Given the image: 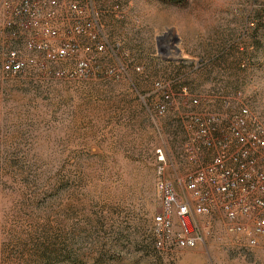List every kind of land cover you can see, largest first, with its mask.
I'll return each mask as SVG.
<instances>
[{"label":"rangeland","instance_id":"rangeland-1","mask_svg":"<svg viewBox=\"0 0 264 264\" xmlns=\"http://www.w3.org/2000/svg\"><path fill=\"white\" fill-rule=\"evenodd\" d=\"M98 4L110 44L102 64L123 65L120 81L33 67L8 77L1 63L11 46L42 55L0 35V264H264V238L239 242L220 212L198 216L211 233L195 249H158L152 231L162 210L157 148L175 166L168 175L182 179L188 150L210 160L200 137L213 130L204 122L230 125L243 106L264 122V0ZM207 40L220 43L209 55ZM82 45L83 56H97ZM158 82L173 99L164 114Z\"/></svg>","mask_w":264,"mask_h":264},{"label":"built area","instance_id":"built-area-1","mask_svg":"<svg viewBox=\"0 0 264 264\" xmlns=\"http://www.w3.org/2000/svg\"><path fill=\"white\" fill-rule=\"evenodd\" d=\"M2 9L6 17L0 27L1 37L22 45L28 53L42 55L37 59L11 46L1 63L8 77L23 75L33 67L39 75L70 80H89L103 74L115 81L123 79V65L106 68L102 64L101 57L108 53L110 44L100 24L98 0H4ZM114 9L119 11L120 6ZM83 41L97 56H83ZM64 63L73 65L55 69ZM136 70L140 72L141 68ZM156 87L163 99L158 111L164 114L173 104L172 95L165 84L158 82ZM232 122H204L210 133L213 130L208 137L207 129H203L200 137L202 147L211 152L210 160L188 150L182 179L174 180L168 175L175 166L168 167L170 156L165 148L155 150L156 186L162 209L153 218L156 248H197L211 233L198 216L215 212L223 214L226 232L239 242L244 237L247 245L254 246L258 238H264V122L248 106L241 107ZM257 155L262 157L261 165ZM178 186L187 192L183 198Z\"/></svg>","mask_w":264,"mask_h":264},{"label":"crops","instance_id":"crops-1","mask_svg":"<svg viewBox=\"0 0 264 264\" xmlns=\"http://www.w3.org/2000/svg\"><path fill=\"white\" fill-rule=\"evenodd\" d=\"M220 43L219 42H217V43H215L214 41H211V40H207L205 43H204V45L206 46L205 47V49H203V52H205V54L206 55H209L210 54V52H212V53H214V52H216V50H214V49H217V47H218V45H219ZM184 54H183V56L184 57H186V58H188V57H190V54L188 53V52H186L185 50H184V52H183ZM213 58L215 59V58H218V54H216V55H214L213 56ZM222 65H217V66H215V70L216 71H221V72H223V70H225L224 72H229L230 70H231V68L230 67H221ZM218 67V68H217Z\"/></svg>","mask_w":264,"mask_h":264}]
</instances>
